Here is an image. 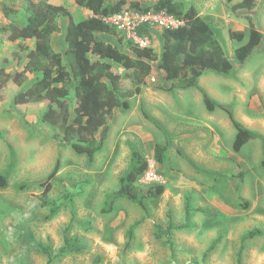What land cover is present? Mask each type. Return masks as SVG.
<instances>
[{
	"label": "rangeland",
	"instance_id": "374dc122",
	"mask_svg": "<svg viewBox=\"0 0 264 264\" xmlns=\"http://www.w3.org/2000/svg\"><path fill=\"white\" fill-rule=\"evenodd\" d=\"M32 1L65 6L75 21L91 16L73 1ZM130 1L147 7L158 0ZM182 1L214 29L232 73L206 71L196 87H186L152 62L141 92L130 98L129 110L118 112L93 160L63 142L60 126L42 121L47 104L15 106V96L39 74L25 71L28 60L18 59V42L0 30V70L25 71L23 87L10 81L0 89V264H264V43L244 63L236 58L250 23L264 34V0L252 10H235L243 0ZM27 15V0H0V27L23 26ZM58 23L62 31L52 47L66 64L67 20ZM232 31L246 39L232 40ZM148 36L160 56L163 29L155 26ZM98 37L132 54L119 37ZM22 43L34 49L33 40ZM127 79L123 85L130 89ZM204 95L215 102L214 111ZM68 102L72 111L74 97ZM229 113L262 138L236 153ZM135 152L159 179L148 183L141 176L136 186L163 185L165 192L146 211L119 199L106 212ZM252 231L260 234L246 238Z\"/></svg>",
	"mask_w": 264,
	"mask_h": 264
},
{
	"label": "trees",
	"instance_id": "16d2710c",
	"mask_svg": "<svg viewBox=\"0 0 264 264\" xmlns=\"http://www.w3.org/2000/svg\"><path fill=\"white\" fill-rule=\"evenodd\" d=\"M68 1H73L78 7L87 10L91 16L75 21L65 6L48 1L36 3L27 0L26 24L3 26L0 30L9 32L8 41L18 42V59L22 62L28 60L25 71L39 74V77L15 96V106L22 107L33 102L47 104L48 109L43 114L42 121L60 126L63 142L70 144L76 153L84 154L90 160L102 150L110 125L115 121L118 112L129 110L130 98L141 92L146 78L151 75L152 62H158V68L166 73L168 79L178 81L186 87H196L199 78L206 71L227 76L234 69L214 29L199 15L193 5L182 0H158L147 7L130 0ZM257 2L258 0H243L234 8L252 10ZM125 12H164L182 25L163 30L164 47L159 56L151 47L135 46L104 20ZM61 19L67 20L63 34L66 64L62 55L52 47L55 34L62 31L58 23ZM148 32L143 26L138 29L141 36L147 35ZM100 34L119 37V40L127 43L132 54L125 53L116 45L100 39ZM230 37L238 42L246 39L245 33L233 31L230 32ZM32 40L34 49L29 51L22 42ZM262 43L264 34L250 23L248 40L236 51L237 60L244 63ZM91 57L97 60L92 61ZM113 64L119 65L127 72L126 77L119 73ZM24 72L11 74L1 69L0 89L10 81L23 87ZM126 79L131 81L130 89L123 85ZM71 96L74 97L72 111L68 102ZM204 101L208 110L214 111L215 102L207 95H204ZM229 117L237 131L233 144L236 153L250 141L262 138L237 121L232 113H229ZM262 164L264 166V160ZM148 168L149 164L142 154L135 152L130 168L119 180V189L107 198L106 212H111L119 199L129 200L146 211L149 201L163 196V185L148 186L141 190L136 186L138 179ZM58 171L57 165L46 183V194L51 190L50 180ZM0 182L4 186L5 179L1 178ZM257 234L260 232L252 231L246 238H253Z\"/></svg>",
	"mask_w": 264,
	"mask_h": 264
},
{
	"label": "built area",
	"instance_id": "2783aa9c",
	"mask_svg": "<svg viewBox=\"0 0 264 264\" xmlns=\"http://www.w3.org/2000/svg\"><path fill=\"white\" fill-rule=\"evenodd\" d=\"M105 22L114 27L119 33L124 35L125 39L132 41L135 46L140 48H150V39L147 35H139L138 29L142 26L150 31L151 28L157 26L163 30L177 28L182 25L177 19L166 13L149 12L146 14L125 12L104 18ZM143 180L148 183L157 182L159 179L152 169L146 171Z\"/></svg>",
	"mask_w": 264,
	"mask_h": 264
}]
</instances>
